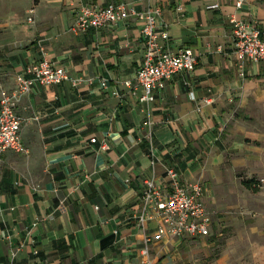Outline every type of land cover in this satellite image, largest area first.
Returning <instances> with one entry per match:
<instances>
[{"label":"crops","instance_id":"crops-1","mask_svg":"<svg viewBox=\"0 0 264 264\" xmlns=\"http://www.w3.org/2000/svg\"><path fill=\"white\" fill-rule=\"evenodd\" d=\"M238 1L0 0L1 86L13 88L43 51L81 79L38 85L17 104L28 153L0 160V264H145L146 246L151 264H205L218 240L237 239L221 228L261 230L264 64L245 58L239 74L229 20L264 29V0ZM119 2L158 7L162 47L196 55L194 69L167 80L154 101H140L136 78L143 19L74 27L81 4ZM169 168L185 188L201 185L207 236L174 235L143 206L146 179L173 191Z\"/></svg>","mask_w":264,"mask_h":264},{"label":"built area","instance_id":"built-area-1","mask_svg":"<svg viewBox=\"0 0 264 264\" xmlns=\"http://www.w3.org/2000/svg\"><path fill=\"white\" fill-rule=\"evenodd\" d=\"M241 3L239 0L238 5ZM30 12L32 13L33 9ZM132 14L144 20L141 36L145 51L136 76L141 87L139 99L154 101L167 80L180 71L193 70L196 63V55L192 48L181 47L177 50H169L159 43V39L167 38L168 34L158 29L160 17L158 7L137 11L128 7L125 2L110 3L106 6L81 4L76 12L74 27L81 31L98 29L124 20ZM28 19L33 21L31 15ZM229 21L234 36V53L238 58V71L240 75H244L245 58L264 64V29L235 16ZM64 81L78 84L81 79L70 76L64 66L48 58L43 51L37 60L29 63L22 73L16 75L13 88L8 89L0 85V160L7 151L28 153L21 134L25 118L16 110L21 98L38 85H57ZM102 85H107L106 80H102ZM96 140V137L91 138L92 142ZM101 147H107L106 141H102ZM167 174L172 181L173 191L166 193L157 180L146 179L141 196L143 206L153 205L155 212L168 225V231L174 235L207 236L210 232L211 217L202 200L201 185L194 183L190 189H187L180 185L179 174L174 169L169 168ZM143 219L144 215L141 216V220ZM143 253L147 255L144 263L151 264L148 246L143 249Z\"/></svg>","mask_w":264,"mask_h":264},{"label":"rangeland","instance_id":"rangeland-1","mask_svg":"<svg viewBox=\"0 0 264 264\" xmlns=\"http://www.w3.org/2000/svg\"><path fill=\"white\" fill-rule=\"evenodd\" d=\"M30 10L26 19L30 24H34V17L33 21L28 19L30 15L32 16ZM259 225H261V230L254 232H251L245 223L239 225L235 232L232 231L233 225H226L221 228L224 233L236 236L238 240L235 239L230 246L226 245V241L218 240V244L212 250V254L207 258L205 264H264V223H258ZM221 257L224 258L223 261L218 262Z\"/></svg>","mask_w":264,"mask_h":264},{"label":"trees","instance_id":"trees-1","mask_svg":"<svg viewBox=\"0 0 264 264\" xmlns=\"http://www.w3.org/2000/svg\"><path fill=\"white\" fill-rule=\"evenodd\" d=\"M252 182H255V180H253V179L244 180V184H246V185H248V186L251 185Z\"/></svg>","mask_w":264,"mask_h":264}]
</instances>
